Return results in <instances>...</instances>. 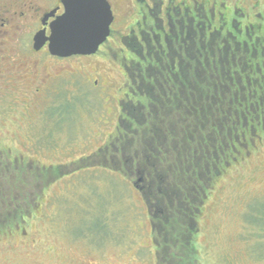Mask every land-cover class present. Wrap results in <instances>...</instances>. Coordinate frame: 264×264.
<instances>
[{
    "label": "rangeland",
    "instance_id": "1",
    "mask_svg": "<svg viewBox=\"0 0 264 264\" xmlns=\"http://www.w3.org/2000/svg\"><path fill=\"white\" fill-rule=\"evenodd\" d=\"M112 1L116 20L110 29L124 30L129 2ZM56 3L0 0V159L12 161L0 166V195L20 205L25 217L0 233V264H160L166 256L160 247L154 251L156 235L139 191L122 172L101 167V154L94 155L115 131L117 69L99 55L62 59L32 50L42 13ZM108 44L110 60L128 56L119 50L116 32L98 52ZM212 76L213 87L227 95L221 79ZM209 77H199L201 84ZM229 96L233 101L234 92ZM198 101L185 99L174 107L185 112L180 120L174 115L167 122L168 112L159 114V149L182 133ZM261 149L212 180L189 264H264V252L258 256L253 248L257 232L247 221L258 213L264 222Z\"/></svg>",
    "mask_w": 264,
    "mask_h": 264
},
{
    "label": "flooded vegetation",
    "instance_id": "2",
    "mask_svg": "<svg viewBox=\"0 0 264 264\" xmlns=\"http://www.w3.org/2000/svg\"><path fill=\"white\" fill-rule=\"evenodd\" d=\"M112 12V22L116 20L114 1L107 0ZM129 7L124 10L126 27L110 29L119 37V50L127 53L116 58L115 62L108 58L107 50L98 52L100 46H106V40L90 55H73L91 57L99 55L101 60L110 61L115 66L121 79L115 85L117 92V112L115 131L109 135L97 153L101 154L106 169L110 164L119 162L113 158V150L117 151L116 142L122 136L126 137L127 116L124 105L135 103L140 99H148L150 90L152 100L156 102V114L166 113L170 118L175 115V102L183 100L207 99L203 96L193 97V88L199 89L211 84L213 87L215 74L222 85L228 89V97L234 92V99H228L236 118L235 141L233 154L224 161L218 177L226 173L232 164L248 159L252 153L262 150L264 146V0H126ZM52 10L54 16L62 13L60 0L43 12L39 29L45 28L49 34L48 24L54 17L44 18ZM133 18L131 22L130 19ZM42 20L46 24H42ZM110 24V26H111ZM3 23H0L2 26ZM124 38H130L124 40ZM118 42V40L116 41ZM103 49V48H102ZM34 52L47 51V44ZM44 51V52H45ZM52 57H57L50 55ZM69 57H57L68 59ZM152 69V75L149 71ZM201 70V71H200ZM211 75L209 82L201 81L199 77ZM193 77H198L191 80ZM152 78V84L150 80ZM89 81V80H88ZM94 88L99 85V78L92 81ZM206 83V84H205ZM101 87V84H100ZM215 89V88H214ZM202 90V89H201ZM223 97V91H221ZM130 105V104H129ZM64 109V108H63ZM61 109V111L63 110ZM146 109H149L148 105ZM144 112V110H143ZM62 113V112H61ZM231 115V114H230ZM121 137V138H122ZM23 162V157H20ZM30 159V158H28ZM7 161V162H6ZM12 161L0 159V166L9 165ZM28 162H24L26 164ZM123 165V161L121 162ZM112 170V169H110ZM122 172V171H120ZM139 191L151 224L154 251L160 246L156 219L161 218V212L151 204L146 196V181L142 175L127 174ZM216 176V177H217ZM215 177V178H216ZM214 178V179H215ZM135 179V180H134ZM213 187V181H212ZM211 187V188H212ZM209 191V190H208ZM209 193L202 196L199 202L200 212L196 222L203 212V206L209 198ZM17 227V226H16ZM158 239V240H157Z\"/></svg>",
    "mask_w": 264,
    "mask_h": 264
},
{
    "label": "trees",
    "instance_id": "3",
    "mask_svg": "<svg viewBox=\"0 0 264 264\" xmlns=\"http://www.w3.org/2000/svg\"><path fill=\"white\" fill-rule=\"evenodd\" d=\"M149 74L152 75V69ZM150 83L153 85L152 78ZM211 87L208 84L203 88H193V97L203 96L207 99L193 102L195 113L190 109L189 112L193 113L191 119H186L177 138H169L172 145H167L164 150L158 148L157 136L162 119L156 114V102L152 100L150 90V100L140 99L124 105L127 117L123 123L127 121L129 129L126 137L121 136L116 142L117 151L112 152L113 158H118L120 163L114 162L108 168L127 174L136 173L147 179L146 196L161 212V218L154 222L156 231L160 233L157 236L161 239L159 247L166 256L160 264L192 262L193 249L196 250L192 240L198 233L195 223L200 212L199 202L207 194L224 161H228L233 154L231 149L236 143V118L232 115L228 95L223 92L222 97L221 91ZM180 102L176 101L175 106ZM147 105L149 109H146ZM166 112L169 113V110ZM184 113L175 110V117L180 120ZM175 117L167 118V122L175 120ZM165 126H169V123ZM13 201L0 195V233L12 227L14 220H25L20 205ZM252 216L247 221L257 232L253 248L260 256L264 252V243H261V239H264V222L259 220L258 213ZM189 237L191 241H188ZM175 248H179L178 254L171 252Z\"/></svg>",
    "mask_w": 264,
    "mask_h": 264
},
{
    "label": "water",
    "instance_id": "4",
    "mask_svg": "<svg viewBox=\"0 0 264 264\" xmlns=\"http://www.w3.org/2000/svg\"><path fill=\"white\" fill-rule=\"evenodd\" d=\"M61 14L52 10L44 18L54 17L45 28L32 37V48L39 50L47 44L50 55L69 57L90 55L106 40L113 16L107 0H60ZM42 24L44 21L42 20Z\"/></svg>",
    "mask_w": 264,
    "mask_h": 264
}]
</instances>
